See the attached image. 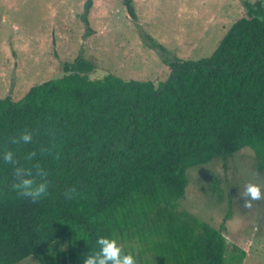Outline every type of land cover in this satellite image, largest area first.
Instances as JSON below:
<instances>
[{
    "label": "trees",
    "instance_id": "trees-1",
    "mask_svg": "<svg viewBox=\"0 0 264 264\" xmlns=\"http://www.w3.org/2000/svg\"><path fill=\"white\" fill-rule=\"evenodd\" d=\"M243 8L210 55L167 60L157 85L90 78L79 56L0 98V264H81L96 237L143 232L166 264H242L240 248L226 257L223 222L176 205L192 167L249 148L264 170V0Z\"/></svg>",
    "mask_w": 264,
    "mask_h": 264
},
{
    "label": "rangeland",
    "instance_id": "rangeland-1",
    "mask_svg": "<svg viewBox=\"0 0 264 264\" xmlns=\"http://www.w3.org/2000/svg\"><path fill=\"white\" fill-rule=\"evenodd\" d=\"M244 1L256 0H133L132 19L122 0H0V98L17 99L31 85L62 76L64 63L79 56L93 64L90 78L113 74L157 85L170 73L167 60L210 55L243 14ZM186 176L177 209L214 228L223 222L227 259L240 248L242 264H264V170L256 169L253 152L243 148ZM248 182L262 186V197L245 207L238 192ZM146 233L114 237L139 264H166L156 250L158 237ZM67 249L60 242L50 251L63 258Z\"/></svg>",
    "mask_w": 264,
    "mask_h": 264
},
{
    "label": "clouds",
    "instance_id": "clouds-1",
    "mask_svg": "<svg viewBox=\"0 0 264 264\" xmlns=\"http://www.w3.org/2000/svg\"><path fill=\"white\" fill-rule=\"evenodd\" d=\"M24 139H28L27 136ZM238 195L244 199L245 207L252 201L261 199L262 186L259 183L248 182L243 185V191ZM92 251L80 256L81 264H139V259L132 252H126L117 237L101 235L95 239Z\"/></svg>",
    "mask_w": 264,
    "mask_h": 264
}]
</instances>
